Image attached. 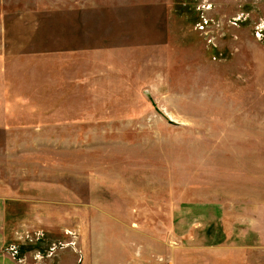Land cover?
<instances>
[{
  "label": "rangeland",
  "instance_id": "1",
  "mask_svg": "<svg viewBox=\"0 0 264 264\" xmlns=\"http://www.w3.org/2000/svg\"><path fill=\"white\" fill-rule=\"evenodd\" d=\"M0 264H264V0H0Z\"/></svg>",
  "mask_w": 264,
  "mask_h": 264
}]
</instances>
